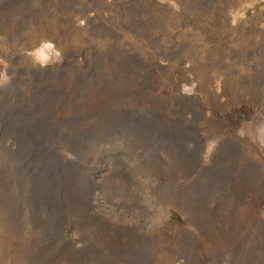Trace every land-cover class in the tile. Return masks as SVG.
Masks as SVG:
<instances>
[{
  "label": "rangeland",
  "instance_id": "rangeland-1",
  "mask_svg": "<svg viewBox=\"0 0 264 264\" xmlns=\"http://www.w3.org/2000/svg\"><path fill=\"white\" fill-rule=\"evenodd\" d=\"M0 264H264V0H0Z\"/></svg>",
  "mask_w": 264,
  "mask_h": 264
}]
</instances>
